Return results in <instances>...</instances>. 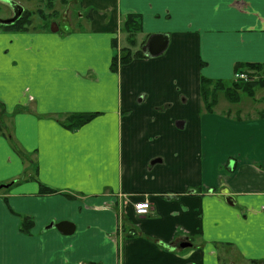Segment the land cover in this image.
Instances as JSON below:
<instances>
[{
    "label": "crops",
    "instance_id": "obj_1",
    "mask_svg": "<svg viewBox=\"0 0 264 264\" xmlns=\"http://www.w3.org/2000/svg\"><path fill=\"white\" fill-rule=\"evenodd\" d=\"M80 2L82 30H0V264H264V91L250 116L200 97L264 63V0ZM128 15L144 56L114 70Z\"/></svg>",
    "mask_w": 264,
    "mask_h": 264
},
{
    "label": "trees",
    "instance_id": "obj_2",
    "mask_svg": "<svg viewBox=\"0 0 264 264\" xmlns=\"http://www.w3.org/2000/svg\"><path fill=\"white\" fill-rule=\"evenodd\" d=\"M31 13L24 10L21 16L11 25H0V29L11 31H25L30 24L29 18ZM123 28L127 32L126 41L127 47H123L119 51V55H114L112 59V69H116L119 64H125L134 58L144 56L140 49L136 51L133 48L136 45L135 35L141 30L140 17L137 15H128L123 21ZM237 71H254L260 74V79L245 82L242 80H232L230 83L222 80H213L206 77H200V97L203 107L206 111L212 112L217 104V93L223 92L226 99L229 102H237L239 100L238 92L247 94L250 97L255 96L256 89L264 88V63L248 62V63H236L234 66V72ZM263 76V77H262ZM96 113H75L69 115L66 120V126L69 128H75L89 121ZM264 116V112L259 114ZM41 193L52 192L51 189L43 187ZM31 226V220L28 217H23L21 230L27 231Z\"/></svg>",
    "mask_w": 264,
    "mask_h": 264
},
{
    "label": "rangeland",
    "instance_id": "obj_3",
    "mask_svg": "<svg viewBox=\"0 0 264 264\" xmlns=\"http://www.w3.org/2000/svg\"><path fill=\"white\" fill-rule=\"evenodd\" d=\"M24 10L31 13L29 18L30 24L25 31H35V30H50L51 25L54 23L59 28L61 32L82 30L87 26V22L90 18V9H85L81 5L80 0H15ZM12 15V10L0 0V18H8ZM123 24V23H122ZM123 26V25H122ZM2 30V29H0ZM4 30V29H3ZM24 31V30H23ZM20 32V31H17ZM123 32L127 33L124 28ZM138 33V32H137ZM136 33V34H137ZM136 38V35H135ZM128 46V45H127ZM126 47V46H124ZM118 48L117 56L119 55L120 49ZM241 72V71H238ZM247 74L248 79L242 80L245 82H251L260 79L261 75L254 71H243ZM263 77V76H262ZM238 80V79H237ZM230 83L229 80H225ZM264 88L256 89L257 95L250 97L242 91L238 92L239 100L237 102H229L224 93L219 91L217 93V104L213 109L216 114L222 113L221 111H231L232 114H241L244 116H250L256 114L261 109V96L263 94H258L263 92ZM256 97H260V100H256ZM240 111V112H237ZM3 110L0 105V132H3L4 124L2 121ZM261 112L257 113L260 114ZM68 117L65 119L67 120Z\"/></svg>",
    "mask_w": 264,
    "mask_h": 264
},
{
    "label": "water",
    "instance_id": "obj_4",
    "mask_svg": "<svg viewBox=\"0 0 264 264\" xmlns=\"http://www.w3.org/2000/svg\"><path fill=\"white\" fill-rule=\"evenodd\" d=\"M12 9V15L8 18H0V25L8 26L13 24L22 14L23 8L16 2L11 0H5ZM57 26L53 23L50 27V31L55 32ZM168 44V36L162 33H154L149 36L146 44L142 47L143 52L150 57H154L162 53ZM5 185H0V187ZM52 225H50L51 227ZM61 231L69 233L71 232V225L61 222L56 225ZM70 227V229H68ZM70 230V231H69ZM182 246H189V243H182ZM192 264V263H188Z\"/></svg>",
    "mask_w": 264,
    "mask_h": 264
},
{
    "label": "built area",
    "instance_id": "obj_5",
    "mask_svg": "<svg viewBox=\"0 0 264 264\" xmlns=\"http://www.w3.org/2000/svg\"><path fill=\"white\" fill-rule=\"evenodd\" d=\"M235 77L238 78V79H243V80L248 79L247 74L243 73V72L236 73ZM134 211H135V214L138 215V216H143V215L148 214L149 211H150V203H149V201L148 200L137 201L134 204Z\"/></svg>",
    "mask_w": 264,
    "mask_h": 264
}]
</instances>
